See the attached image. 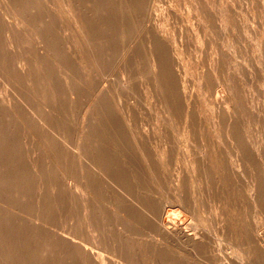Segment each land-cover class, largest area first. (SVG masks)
Segmentation results:
<instances>
[{"label": "bare ground", "instance_id": "6f19581e", "mask_svg": "<svg viewBox=\"0 0 264 264\" xmlns=\"http://www.w3.org/2000/svg\"><path fill=\"white\" fill-rule=\"evenodd\" d=\"M58 1L60 9L56 12L60 13H56L53 8L56 4L51 7V4L55 3L54 0H0V214L4 217L3 221H0V227L4 233L5 231L8 233V248L6 250L8 264H134L136 262L143 264L147 260L148 264H219L217 258L219 253L216 254L215 243L212 245L210 232L206 233L200 228L202 226L200 225L199 229L204 232L199 230L198 235H190L189 222L186 217L190 212L197 214V204L201 201L200 198L208 194L211 196L210 200L212 199L211 202L215 208V223L219 226L224 221L218 211V204L223 202L222 199L224 201L228 199L222 197L224 192H227L224 191L226 190L225 185H219L216 182L218 185L216 189H220L219 194L221 195H219L217 192L214 194L205 183L207 184L210 179V173L214 172L217 160L220 161L219 164L224 174L228 173V176H233L238 173L241 167L239 161L245 160L246 163L254 154L252 147L249 143H241L242 145L239 147H228L230 153H234L237 158V160L230 159L228 161L223 156L225 147L217 145V143L216 145L203 144L200 147L186 144L187 146L183 147L181 154L188 162L186 163L188 164L187 175L184 172L185 175L181 173L183 177L175 178L174 200L163 202L164 199L162 201L157 197L158 195L156 196L158 192L154 183L156 172L162 168L165 158L159 157L156 149L150 144L149 133L137 130L136 126L132 127L130 121L133 118H126L121 113L108 109L106 105L108 100L102 96L105 92L100 86L90 89L94 97L93 109L85 115L82 126L80 125L81 127L77 129L76 125H65L68 127L67 129L65 127L66 130L71 129L77 134H75L74 140H68L70 137L62 133L56 136V132L54 134L52 129L49 130L52 126L49 121L47 122L51 126L44 127L47 132L46 136L50 138L48 143L50 156L47 159L49 160L48 166H46L55 172L58 180L53 185L52 192H49L48 197L42 190L36 192V188H34L36 194L33 197L38 214L41 210L44 212L49 209L46 206L48 200H57V206L53 211L55 217L43 221L44 218L37 215L36 217L32 216L34 219H31L8 207L12 205L13 200L19 204L17 206L27 204L28 196L31 195V191L29 193L28 190V184H31L27 183V179H30L28 174L37 170L33 159L42 152L41 148L36 145L37 143L33 144L36 147L34 152L39 148L37 156V153H34L35 157L32 158L30 154L23 152V148H26L27 145V132L29 133L30 129L28 128H30L33 115L29 116V113L32 112L31 109L30 112L27 111L29 108L26 109L25 104L23 105L18 99L19 97L16 98L10 91V84L14 77L18 75L29 77V72L34 74L35 71V74L37 73L44 80L41 81L42 85L46 84L49 89L52 87L55 91L74 84L76 73L83 75L87 81V77L91 76L89 73H98L101 64L103 66L111 52H116L117 49L119 55L136 52L140 38L143 39L144 31L151 25H148L147 22L152 0ZM155 28L150 26V29ZM118 30H121V34L120 40L117 41L114 34ZM33 32L39 33L40 40L37 46L36 44L33 46L36 47L37 66L30 68L28 67L29 60L24 59L27 63H23L24 56L20 54V57L17 58V53L20 52L19 38L27 35H33V38L35 36ZM147 32L149 33L148 30ZM154 33L152 34L154 39L152 37L145 41L154 46L152 50L151 47L148 50L150 73L160 77L165 88L166 105L172 110L175 107L174 95L179 94L180 88L177 89L173 83L170 61L172 66L178 65V57L176 58L172 53L174 57L171 60L170 57L167 58L163 45L156 42L157 40L164 42L165 38L159 32L154 31ZM42 42L47 43V47L52 46L53 52L58 57V59L55 57L56 62L48 57V50L45 49L44 43L43 46L41 45ZM144 45L146 43H143V48ZM169 51L173 52L175 49L169 47ZM119 62L122 63L121 60ZM70 66H73L75 70L70 71ZM95 80L97 79L95 78ZM40 88L42 89V87ZM36 89L38 90V87ZM68 101V104L71 103L70 101L73 102L71 97L68 98ZM184 103L186 104V102ZM71 105L73 104L71 103ZM32 114L35 115V113ZM51 115L50 113V117ZM53 116L58 121L63 120L60 115L53 113ZM27 117L32 119L29 120L30 124L28 121L29 125L26 127L28 129L26 131ZM57 128L58 130L54 128L53 130L59 131V127ZM62 128L64 129V126ZM37 133H34L35 136ZM231 134L234 135V131ZM38 135L35 137L32 133L33 137L40 139ZM68 141L70 142L68 143ZM32 147L30 148L33 150L34 147ZM165 153L172 154L171 150L170 152L166 151L164 152L165 157ZM45 163L43 164L45 165ZM46 166L41 167L45 168ZM224 168L225 170H223ZM42 170L41 172H43ZM45 170L47 169L45 168ZM71 173L75 174L74 184L68 182V176ZM211 178L213 179V177ZM36 185L38 186V184ZM185 187L186 189H184ZM42 188L40 187V189ZM253 197L263 206L264 197L261 191H258ZM208 204L211 206L210 203ZM51 206H53L52 203ZM204 214L202 215L204 216ZM61 222H65L67 228L63 229L60 225L58 229L61 228V230L56 231L49 227L57 228V224H61ZM221 225L216 230L214 229L215 240L218 239L217 232L220 229L224 232L228 228L227 224V227L223 223ZM96 232H99V236ZM135 235L140 238H136ZM258 235L260 236V234ZM148 236H151L152 239L149 240ZM259 236L258 240L261 243L262 237ZM5 244L7 246V243ZM98 244H101L106 250H110L113 256L120 258L123 262L113 261V263L109 256L103 255L98 249L88 247V245H93L94 248H98ZM260 246L259 248H261ZM3 252L0 250V254Z\"/></svg>", "mask_w": 264, "mask_h": 264}, {"label": "rangeland", "instance_id": "374dc122", "mask_svg": "<svg viewBox=\"0 0 264 264\" xmlns=\"http://www.w3.org/2000/svg\"><path fill=\"white\" fill-rule=\"evenodd\" d=\"M191 1L152 0L150 7L151 17L149 16L147 24L149 23L148 25L151 24L150 26H152V28H156L150 29L149 26V29L144 31V37L143 39L140 38L137 51L126 54L122 53V55H119L118 49L116 52H111V55L107 56L108 58L103 66L101 64V69H99L98 73H89L91 76L89 75V77H87V81H85L83 75H79L75 72L77 75L75 74L73 80L74 84L70 85L72 88L68 85V87H61L59 91L57 90L58 92L52 87L49 89L46 84H44V86L42 85L41 81L44 80L40 78L37 73L35 74V71L34 74L29 72V77L19 75L14 77L10 84L12 88L9 86L10 91L16 98L19 97L18 99L20 102L26 105H24L26 109L29 108L27 111L30 112L31 109L32 112L28 113L29 116L30 114L33 115L31 116L33 119L30 118L34 120L32 122V120L27 117V124H25L27 126H25V128L30 124L29 120H31V124L33 125H29L30 128L28 129L30 130L26 128V131L28 130L29 133L27 132V145L26 148H23V152H27L32 158L35 157L34 153H39V148L42 149H40L42 152H40L39 155L37 153L36 156H38L33 159L37 167L36 173L28 174L30 179H27V183H31L28 184V190L29 193L31 191V195L28 194L27 204L25 206H17L19 204L15 203L13 200L11 203L12 205L8 206L11 210L22 215L24 214L25 217L27 216L31 219L40 215L44 218L43 221H48L55 217L53 211L57 206V200H48L46 206L49 209L46 211L44 210V212L41 210L39 212L40 214L37 213V206L34 202L37 191L42 190L48 197L52 192L53 185H55L58 180L55 172L50 169V167H47V163L49 162L47 159H49L50 156L48 153L50 138L46 136L47 132H45L44 127L49 125V128L52 125L53 127L51 126L49 130L52 129L51 131L54 134L56 132V136L62 133L70 137L68 140L75 139L76 133L71 129H69L70 131L66 130L68 128L66 126L68 124L72 126L76 125L75 127H77V129L82 126L85 115L93 109L94 97L90 89L94 86H100L105 92L102 96L105 97V100H108V104H106L108 109L116 111V113H121L126 118H133L130 121L132 127L136 126L137 130L149 133L150 144L156 149L159 157L163 156L165 158L162 168L156 172L154 183L158 192L156 196L158 195L157 197L162 199V201L164 199L163 202H171L174 200V194L176 192L175 181L178 176L183 177L181 173L184 174L188 168V164H186L188 162L185 161L186 159H184L181 154L183 147L187 145L200 147L203 146V144L216 145L217 143V145L225 147L223 156L229 161L230 159L237 160V158L234 153H230L228 147H239L243 143H249L254 154L246 163L245 160L239 161L241 167L238 173L233 176H228V173H225V175L219 164L220 161L217 160L218 163H216L214 172L210 173V179L207 181V184L205 183L214 194L215 192H217V194L220 193V189H216V186H218L217 183H219V185H225L226 190L224 191L227 192H224L222 197H227L228 199L225 201L222 199L223 202L218 204V211L224 219L222 222L223 225L225 224L226 226L227 224L228 228H226L224 232H222V229H220L221 231L218 229V239L215 240L213 237L215 235L214 232L217 227L222 226V223H220L219 226L215 223V208L211 202L212 199L210 200L211 196L208 194L200 198L201 201L197 204V214L190 212L189 216L186 218L189 222L188 227L190 235H198L200 231H205L208 234L210 232L209 235L213 243L212 245L215 243L214 248L216 249V254L219 253V257L217 256L219 264H264V202L263 206H261L253 197L258 191H261L264 197V0ZM54 2L55 3L50 4L51 7L53 4H56L57 8L56 6L53 7L56 12L60 9V7H58L59 1L54 0ZM120 31H115L114 34V38L117 41L120 40ZM154 31L159 32V34L165 38V44L157 39L156 42L163 45L167 58L170 57L169 59L171 60L172 57H174L172 53L176 58L178 57V65L172 66V62L170 61V67L173 72V83L177 89L180 88L179 94L174 95L175 107L172 108V110L166 105L164 96L165 88L161 83L160 77L153 76L150 73L151 69L149 67L151 66L148 63L150 54L148 50L149 47H151L150 49L152 50L154 46L149 45L150 43L145 41L152 39L154 36L152 34H155ZM33 33L35 35L33 37L34 39L32 38L33 35L30 36L27 34V36L19 38L20 40L18 39L20 47L18 48L20 52L17 53V58L20 57V54L23 55V63H27L26 60H29L28 67L30 68L31 66L34 68L37 66L36 63L38 60L36 62L35 57L36 47L33 46H35V44L37 46L40 40L39 33ZM154 38L155 37H153V39ZM43 43L45 44V49L48 50V57L56 62V58L58 59V57L53 52L52 46H48L50 48L49 50L47 47L48 44L42 42V46ZM141 43L142 45H140ZM143 43H146L144 48ZM169 47L174 48L175 51H169ZM119 60L122 61L121 64ZM73 66H70V71L75 70ZM95 78L97 80H95ZM82 86L84 87L82 88ZM37 87L40 91L36 89ZM40 87H42V89ZM23 95H28L29 101L27 97ZM69 97L72 98L73 102H70L73 105H71V103L68 104ZM184 102H186V104ZM182 104L184 105L182 106ZM49 110L50 112H48ZM58 112L59 114H57ZM32 113H35V115ZM50 113L52 114L51 117ZM53 113L60 115V118L63 120H56ZM34 116H36L37 119ZM36 120L38 122H35ZM47 121H49L51 125ZM34 125L36 126L34 127ZM63 126L64 129L62 128ZM57 127H59V131H57ZM42 128L44 130V136ZM53 128L57 130H53ZM38 130L39 132L41 131L40 135H38ZM230 131H234V135L231 134ZM32 133L34 136V133H37L40 139L35 138L37 135L33 137ZM70 141H68V143ZM233 142L235 143L234 145ZM34 143H37L36 145L39 147H37V151L35 150L36 152H34V149H36ZM29 146H33V150ZM31 150L33 153L30 152ZM170 150L172 154L165 153V157L164 152H170ZM171 155L173 156L171 157ZM38 157L41 158L37 159ZM43 158L44 160L46 159V163ZM41 163H45V165ZM40 165H47L45 168L48 171ZM41 170L43 172H41ZM223 170H225V168ZM45 171L47 172L45 173ZM185 174L187 175V172ZM211 177H213V179ZM75 180V174H69L68 182L70 181L69 183L74 184ZM43 181H45L44 183L46 184L42 183ZM36 184H38V186ZM39 186L43 188L40 189ZM34 188L37 189L35 193ZM184 189H186V187ZM187 190H189V187H187ZM51 203L53 206H51ZM208 203H210L211 206H209ZM29 207L31 208L29 209ZM51 214L53 215L52 217ZM202 214H204V216ZM2 219H4V217L0 214V221H3ZM60 225L63 229L67 228L65 227V225L67 226L65 222H61V224L58 223L57 228L53 226L49 227L53 230L60 231L61 228L58 229ZM200 225L202 226L200 227ZM199 227L204 231L199 229ZM1 230L0 227V231ZM1 232L0 250L4 252L0 254V264H8V254L6 253L8 248V233L6 231L4 233L3 230ZM96 234L99 236V232H96ZM258 234H260V236ZM258 236L262 237L261 243L258 240ZM136 238H140V236L137 235ZM148 239L150 240L152 237L148 236ZM256 241L258 242L256 243ZM5 243H7V246ZM259 246L261 248H259ZM88 247H92L95 250L98 249L103 255L109 256L112 262H123L120 258L113 256L112 252L106 250L101 244H98V248H94L93 245H88ZM147 261L144 263L148 264ZM137 263L138 262L134 264Z\"/></svg>", "mask_w": 264, "mask_h": 264}]
</instances>
